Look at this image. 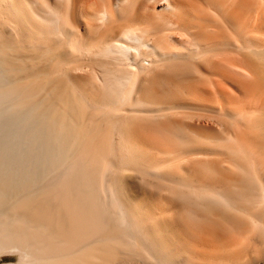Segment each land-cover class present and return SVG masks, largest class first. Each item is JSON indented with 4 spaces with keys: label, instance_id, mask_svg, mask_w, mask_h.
I'll return each mask as SVG.
<instances>
[{
    "label": "bare ground",
    "instance_id": "1",
    "mask_svg": "<svg viewBox=\"0 0 264 264\" xmlns=\"http://www.w3.org/2000/svg\"><path fill=\"white\" fill-rule=\"evenodd\" d=\"M5 258L264 264V0H0Z\"/></svg>",
    "mask_w": 264,
    "mask_h": 264
},
{
    "label": "rangeland",
    "instance_id": "2",
    "mask_svg": "<svg viewBox=\"0 0 264 264\" xmlns=\"http://www.w3.org/2000/svg\"><path fill=\"white\" fill-rule=\"evenodd\" d=\"M11 259L14 260L15 258L12 257ZM7 261H10V258H5L4 260L0 259V263L7 262Z\"/></svg>",
    "mask_w": 264,
    "mask_h": 264
}]
</instances>
